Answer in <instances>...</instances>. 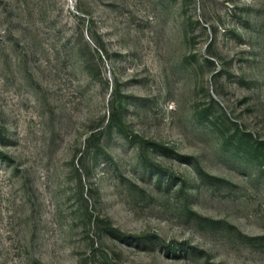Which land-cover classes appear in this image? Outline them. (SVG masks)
<instances>
[{
	"label": "rangeland",
	"instance_id": "obj_1",
	"mask_svg": "<svg viewBox=\"0 0 264 264\" xmlns=\"http://www.w3.org/2000/svg\"><path fill=\"white\" fill-rule=\"evenodd\" d=\"M0 264H264V0H0Z\"/></svg>",
	"mask_w": 264,
	"mask_h": 264
}]
</instances>
